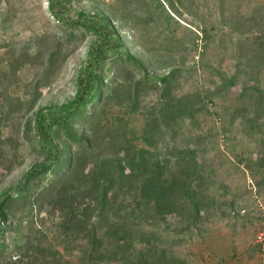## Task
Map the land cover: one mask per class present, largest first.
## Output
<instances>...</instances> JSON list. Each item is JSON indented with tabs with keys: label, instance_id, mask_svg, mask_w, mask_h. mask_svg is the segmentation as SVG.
Masks as SVG:
<instances>
[{
	"label": "rangeland",
	"instance_id": "374dc122",
	"mask_svg": "<svg viewBox=\"0 0 264 264\" xmlns=\"http://www.w3.org/2000/svg\"><path fill=\"white\" fill-rule=\"evenodd\" d=\"M172 2L178 13L164 0H75L70 17L81 10L107 13L125 44L120 51L141 63L108 62L112 96L94 121L75 129L101 159L116 161L121 151L152 153L165 181L202 166L204 178L192 185L203 204L200 214L179 208L159 217L142 199L144 177L129 174L124 187L109 194L108 221L99 226L97 211L90 224L109 253L116 241L104 233L115 224L129 232V259L125 263L120 253L108 264H141L150 248L169 264H261L255 240L264 228V0ZM94 41L85 29L55 21L48 0H0V197L44 160L31 131L36 114L75 98ZM146 72L148 83L142 81ZM172 72L175 81L164 97L152 79ZM54 178L50 173L41 185ZM46 204L42 212L32 204L18 212L12 222L18 232L4 238L6 262L27 256L17 245L25 243L34 218V241L47 257L33 263L28 256L22 264L83 263L88 239L66 228L60 207ZM87 204L83 199L79 211Z\"/></svg>",
	"mask_w": 264,
	"mask_h": 264
},
{
	"label": "trees",
	"instance_id": "16d2710c",
	"mask_svg": "<svg viewBox=\"0 0 264 264\" xmlns=\"http://www.w3.org/2000/svg\"><path fill=\"white\" fill-rule=\"evenodd\" d=\"M170 3L174 13L179 10L172 0H164ZM75 0H48V10L55 21L67 24L72 28H83L86 33L95 37L91 45L89 60L83 67L78 78V90L75 98L60 106H47L36 114L34 125L31 131L37 135L40 150L44 160L35 164L25 175L23 182L15 188H10L3 192L0 197V264H22L28 256L31 262H36L39 258L46 260L47 249L35 244L34 218L30 221L28 229L25 231V243L17 245V250L24 251L26 255L20 258V262H6L5 255L7 246L4 238L11 231L18 232V227H14L13 220L18 212L27 205L32 204L40 212L46 210V200H51L53 209L60 207L65 212L66 228L73 234L82 235L88 239L89 248L85 251V258L82 264H108L111 260L118 258L122 253L125 263L129 258H125L131 243L128 242L129 232L120 225L115 224L117 229L108 231L104 235H110L116 241L115 249L109 253L104 249L105 241L98 232L96 225H91L92 217L99 211L97 221L99 226L109 219L112 205L106 202L110 192L115 187L123 188L121 182L127 178L140 176L144 177L141 184V195L147 208L156 211L159 217H165L176 213L181 208L192 209L196 216L200 214V207L203 205L198 192L193 189V180L204 178L202 166L193 171L187 172V177L183 179L175 178L171 181L163 179L162 165L155 161L153 154L146 150L130 153L123 151L118 153L117 160L96 156L91 148V139L80 135L75 129L76 123H88L94 121L103 105L111 98L114 91L113 86L106 79L107 63L126 64L134 62L141 63L126 52L120 51L124 47V42L118 27L114 24L109 15L102 11L88 13L85 10L79 11L75 17H70V13L75 8ZM161 6L162 3L160 2ZM112 51V53H111ZM54 56H51L53 63ZM175 72L166 76L155 77L153 85L161 86L164 90V97L169 93L171 84L175 81ZM142 81H151L150 75L146 72ZM145 83V84H146ZM141 82L137 84L139 88ZM137 88V89H138ZM60 134L64 139H60ZM76 148V151L74 149ZM91 153V155H90ZM185 154V153H183ZM122 156V159L120 158ZM191 158L190 154L186 155ZM120 158V159H118ZM264 164V159L262 160ZM92 169L85 174L87 167ZM127 171L129 173H127ZM54 174L55 181L48 186H42L43 180ZM150 175H145L149 174ZM130 174V175H129ZM194 176L193 178H191ZM264 181V180H263ZM60 196V197H59ZM184 200H183V199ZM88 200V204L83 211H79L80 204ZM78 200H80L78 202ZM187 201L184 204L181 201ZM145 206V207H146ZM49 212V210L47 209ZM102 227H99L101 229ZM121 240L123 244H121ZM156 248L148 249L147 254L141 258V264H169L160 255L157 258ZM156 257V259H155ZM12 260V259H11ZM163 261H165L163 263ZM45 264H50L45 262Z\"/></svg>",
	"mask_w": 264,
	"mask_h": 264
},
{
	"label": "built area",
	"instance_id": "2783aa9c",
	"mask_svg": "<svg viewBox=\"0 0 264 264\" xmlns=\"http://www.w3.org/2000/svg\"><path fill=\"white\" fill-rule=\"evenodd\" d=\"M255 242L258 245L259 253L261 255V264H264V228L263 227H262V231L256 237Z\"/></svg>",
	"mask_w": 264,
	"mask_h": 264
}]
</instances>
